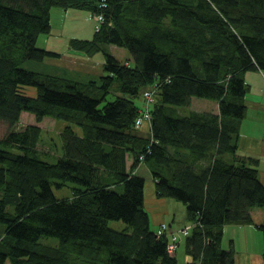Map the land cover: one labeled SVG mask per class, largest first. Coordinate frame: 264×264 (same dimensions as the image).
I'll list each match as a JSON object with an SVG mask.
<instances>
[{
    "label": "trees",
    "instance_id": "16d2710c",
    "mask_svg": "<svg viewBox=\"0 0 264 264\" xmlns=\"http://www.w3.org/2000/svg\"><path fill=\"white\" fill-rule=\"evenodd\" d=\"M67 9L101 14L91 38L69 39L75 51L103 52L98 78L24 66L60 57L37 42L53 11ZM246 71L264 74V0H0V119L35 120L0 137V264H235L224 231L248 223L264 261V218L250 213L264 208V135L242 131L247 108L264 112V102H246ZM150 86L152 100L142 93ZM46 117L69 123L54 162L37 150ZM142 164L158 199L184 204L183 228H150ZM66 186L72 195L57 197L53 187ZM174 230L188 231L179 243L188 261L168 251Z\"/></svg>",
    "mask_w": 264,
    "mask_h": 264
},
{
    "label": "rangeland",
    "instance_id": "374dc122",
    "mask_svg": "<svg viewBox=\"0 0 264 264\" xmlns=\"http://www.w3.org/2000/svg\"><path fill=\"white\" fill-rule=\"evenodd\" d=\"M88 14H90L89 11L85 13L84 11L78 10L76 12L78 21L73 24L71 20H68L63 31V26H59L58 30L55 29L60 23V19H58L55 12L54 27L52 26L53 28L50 34L40 35L37 44L60 52V57H45L42 62L27 61L24 66L30 69L41 70L43 72L65 75L66 77L76 80L79 79L81 81H85L89 78L92 79L97 76L99 77V75L103 74L104 55L102 51H97L90 55L75 50L71 51L72 48L69 47V40H67V35L74 33L77 35L83 34L84 37L91 38L94 31L98 29V26L96 25V28L94 29L96 19L87 17ZM106 50L122 62H131V56L124 48L115 45H107ZM244 75L249 83V89L247 91L249 96L246 98V102H250V104L252 103L250 100L264 102V74L259 71H246ZM110 98L111 96L109 95L107 99ZM193 99L205 100V104H209V106L212 105L210 104L212 103L211 100L209 101L196 97H193ZM253 115H258V119L252 117ZM255 122H258V124L255 125ZM28 123H35L33 114L29 112H23L16 123H9L0 119V137L6 134L9 130L21 129ZM37 124L41 128L40 140L37 144L39 156L44 160L54 162L56 161V157L61 154L59 133L61 129L69 123L61 119L46 117ZM70 125L78 134H81L79 126H76L75 124ZM242 131L246 136L249 135L248 132H253L257 134L256 137L261 138L264 135V112L255 114L254 107L249 106L247 108V117L243 122ZM53 191L57 197L72 195V189L68 186L61 189L53 187ZM166 200V204L155 206L148 193L147 186L145 187L144 209L147 210L149 214L155 211L154 209H161L164 215V220L167 224H170L171 228H183L186 223V210L184 204L181 201L172 198H166ZM258 209L264 208L254 207L250 213L255 218L253 219L254 222L259 223L264 218V212H261L262 210ZM108 225L115 229H124L127 226L120 220H109ZM252 229L255 234H252ZM237 237L238 239H236ZM232 238H235L236 240L235 248L237 251L235 252V264H238V262H240V264H264L262 258V235L252 223L246 224L242 231L238 228H226L223 235L222 246L227 247L229 239ZM40 241L49 244L57 243V239L54 237H43ZM176 252L178 259L183 262L184 252L181 247H179ZM187 258L188 257H186V259ZM5 264H8V262H5Z\"/></svg>",
    "mask_w": 264,
    "mask_h": 264
},
{
    "label": "crops",
    "instance_id": "0c3cea01",
    "mask_svg": "<svg viewBox=\"0 0 264 264\" xmlns=\"http://www.w3.org/2000/svg\"><path fill=\"white\" fill-rule=\"evenodd\" d=\"M78 10L77 9H67V10H60V11H53V12H56V14L58 15V19H60V25H58L55 29H59V26H63V31L66 27V23L68 20H71L72 23H76L78 20H77V17H76V12ZM81 11V10H80ZM83 11V10H82ZM86 13V11H84ZM52 17V16H51ZM52 23V26L54 27V23L51 21ZM70 23V24H72ZM52 27V28H53ZM93 35V34H92ZM92 37V36H91ZM70 38H80V39H89L87 37H84L83 34H71V35H67V40H69ZM47 41V40H46ZM44 41V42H46ZM68 43V41H67ZM45 48V47H44ZM46 49H49V48H46ZM53 50V49H51ZM71 51H74L73 49H71ZM247 81V80H246ZM248 83V81H247ZM249 84V83H248ZM246 136V135H244ZM247 137V136H246ZM245 140V138H243L241 141ZM240 141V142H241ZM260 146V145H259ZM261 147H263V144L261 145ZM264 149V147H263ZM258 154V153H257ZM257 154L255 153V155L257 156ZM260 156V166H262V174H261V180L264 182V155L261 156V154L259 155ZM128 163H130V161L128 160ZM136 173L139 174V175H142L145 179V183H144V193H145V187L147 186V189H148V193L149 195L151 196V199L153 201L154 204L157 203V205H164L166 204V199L162 200V199H158L156 196H155V191H154V183L152 181V178H151V175H150V172L148 170V168L146 167L145 164H142L138 167V169L136 170ZM155 211H153L152 213H148L149 214V223H150V228L153 229L154 225L157 224L159 221L164 220V215H163V212L160 210V209H154ZM261 212H264V211H261ZM258 223V222H257ZM245 225H238L237 227H233L231 226V228H238L240 231H242V229L244 228ZM225 227V226H224ZM252 234H255L254 233V230L252 229ZM238 239V237L236 238ZM230 240V239H229ZM233 240V246H234V250L235 252L237 251L235 246H236V240L235 238H232ZM260 253V252H259ZM186 257H188L187 259L190 260V257L187 256V255H184V261H188L186 259ZM263 258V257H262ZM238 264H240V262H238Z\"/></svg>",
    "mask_w": 264,
    "mask_h": 264
},
{
    "label": "built area",
    "instance_id": "2783aa9c",
    "mask_svg": "<svg viewBox=\"0 0 264 264\" xmlns=\"http://www.w3.org/2000/svg\"><path fill=\"white\" fill-rule=\"evenodd\" d=\"M92 17L94 19H96V21H97L96 25L99 27V24H100V20L99 19L101 18V14H94L93 13ZM154 92H155V88L154 87L151 88V86H150V87L145 88L142 93H143L144 97H146L147 99L149 97V99L152 100L153 99L152 96H153ZM139 121H140V119H137V122H139ZM139 158L142 159V156H140ZM165 228H166V224L161 223L159 225L158 229H157V233L158 234L165 233V231H164ZM169 233H170V238H169V243H168L167 248H168V251L172 253V252H174V251H176L178 249L179 243L181 242L182 238L185 237V235L188 234V231L183 230V233H184L183 236H179L177 234V230L176 231L175 230L174 231H170Z\"/></svg>",
    "mask_w": 264,
    "mask_h": 264
},
{
    "label": "clouds",
    "instance_id": "9594fccd",
    "mask_svg": "<svg viewBox=\"0 0 264 264\" xmlns=\"http://www.w3.org/2000/svg\"><path fill=\"white\" fill-rule=\"evenodd\" d=\"M90 15L88 14L87 17H89ZM92 17V16H91ZM93 18V17H92ZM96 24H97V21L95 20V24H94V27H96ZM100 26V24H99Z\"/></svg>",
    "mask_w": 264,
    "mask_h": 264
}]
</instances>
